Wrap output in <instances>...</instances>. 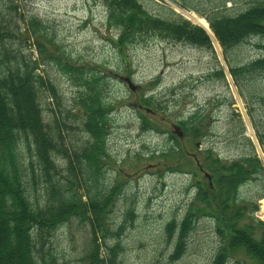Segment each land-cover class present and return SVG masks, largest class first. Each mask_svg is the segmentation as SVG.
Instances as JSON below:
<instances>
[{
  "label": "rangeland",
  "instance_id": "1",
  "mask_svg": "<svg viewBox=\"0 0 264 264\" xmlns=\"http://www.w3.org/2000/svg\"><path fill=\"white\" fill-rule=\"evenodd\" d=\"M143 1L152 11L160 12L150 0ZM154 1L172 6L195 23L198 21L190 12L203 14L184 3L210 13L216 9L235 13L254 2ZM14 3L16 7L9 11L15 19L21 14L38 15L46 21V31L58 43L57 46L47 43L48 50L43 53L35 44L31 49L41 73L58 87L64 106L74 105L78 88L50 54L73 56V61L100 69L107 76V94L112 103L107 137L110 154L103 167L102 182L108 187L120 186L106 213L112 227L125 223L119 237L116 234L106 237L108 243H114V237L121 243L119 264H215L220 244L237 229L244 228L259 240L264 238V225L259 221H264L262 197H259L264 191V172L239 183L232 194L221 190L215 201L214 193L220 188L218 176L227 170L214 169L209 159L218 155L219 166L239 159L249 152L246 136L253 142L264 167V144L259 137V132L264 135V74L250 78L241 87L229 69L222 44L210 24V28L203 26L213 50L157 35L124 44L120 41V29L108 22L103 0H15ZM21 23L24 30L25 23ZM26 37L34 41L27 31L16 38L26 42ZM26 51L29 53L28 49ZM262 54L264 35L261 34L249 37L230 52L237 64ZM219 65L224 68L225 79L217 73ZM129 80L135 88L130 86ZM148 95L153 96L150 104L145 100ZM41 101L46 119L52 120L57 106L47 88L42 91ZM196 111L203 115L198 135L185 130L180 122ZM240 119L245 136L235 134ZM81 135L78 131L73 133V142L77 143ZM199 141L208 160L200 153ZM196 155L202 156L210 173L201 171ZM58 162L59 169L65 170L64 175L68 174L65 161L59 159ZM202 190L207 192V197L197 201V216L186 251L172 260L174 242L168 239L167 223L173 218L181 220ZM42 193L40 190V197ZM256 200L259 206L253 212L252 204ZM225 205L231 207L226 218L220 212ZM129 208L135 211L132 217L127 214ZM238 213L241 214L238 216ZM90 239L89 220L73 218L61 225L53 242L66 264H88L83 256ZM225 262L260 264L261 260L241 247L230 250Z\"/></svg>",
  "mask_w": 264,
  "mask_h": 264
},
{
  "label": "trees",
  "instance_id": "2",
  "mask_svg": "<svg viewBox=\"0 0 264 264\" xmlns=\"http://www.w3.org/2000/svg\"><path fill=\"white\" fill-rule=\"evenodd\" d=\"M103 1L108 22L120 29V41L124 44L157 35L213 50L206 28L170 5L150 0L160 10L154 12L143 0ZM14 2L0 0V264H66L53 240L61 225L73 218L89 220L91 224V239L83 259L88 264H119L121 243L115 237L114 243H108L106 237L110 234L119 237L125 223L112 227L106 220V213L120 186L108 187L102 182L103 167L110 154L107 137L112 103L107 94V76L100 69L73 61V56L50 54L58 68L68 73L78 88L74 105L64 106L58 87L41 73L31 49L35 44L43 53L48 50L47 43H58L46 31V21L38 15L21 14L15 19L9 11L16 7ZM183 5L208 19L222 44L229 69L241 87L250 78L264 74V54L240 64L234 63L230 56L231 50L244 40L264 35V0H254L235 13L219 9L210 13L195 5ZM21 22L25 23L24 30ZM26 31L34 41L27 37L26 42L16 38ZM219 66L217 73L225 79L224 68ZM45 88L57 106L53 109L52 120L46 119L41 101ZM152 99V95L145 98L147 104ZM202 118V113L196 111L180 122L185 130L198 135ZM238 127L235 134L243 135L241 119ZM77 131L82 135L74 143L72 136ZM259 137L264 144L262 132ZM245 138L248 153L229 164H217L216 169L227 172L218 176L220 188L214 193L215 201L221 190L232 194L239 183L264 172L253 142ZM59 159L67 164L68 174L64 175L65 170L59 169ZM196 195L181 220L173 218L167 223L168 239L174 242L170 253L172 260L186 251L197 216V201L206 198L207 192L202 190ZM230 208L221 206L220 212L225 218ZM134 213L133 208L127 210L131 217ZM259 221L264 225L263 220ZM241 247L264 264V238L259 240L244 228L224 238L215 255V264H225L228 252Z\"/></svg>",
  "mask_w": 264,
  "mask_h": 264
},
{
  "label": "flooded vegetation",
  "instance_id": "3",
  "mask_svg": "<svg viewBox=\"0 0 264 264\" xmlns=\"http://www.w3.org/2000/svg\"><path fill=\"white\" fill-rule=\"evenodd\" d=\"M203 122V121H202ZM202 141H199L198 142V145L199 144H202L201 143ZM199 147H200V145H199ZM200 153L201 154H205L204 153V151H203V149H202V147H200ZM208 154H205V157H206V160H208V156H207ZM196 157V162H197V164L199 165V168L201 169V171H204L205 173H210V171L208 170V169H206L207 167H205V165H204V162L202 161V156H195ZM217 158H219V156L218 155H215L214 154V157H210L209 159H210V161H212V167L214 168V169H216L217 168ZM214 165V166H213ZM263 196H264V191H262V192H260L259 193V197H262L263 198ZM252 211L253 212H255L256 210H257V208H258V206H259V202L256 200V201H253V204H252ZM257 206V207H256ZM256 207V208H255Z\"/></svg>",
  "mask_w": 264,
  "mask_h": 264
},
{
  "label": "bare ground",
  "instance_id": "4",
  "mask_svg": "<svg viewBox=\"0 0 264 264\" xmlns=\"http://www.w3.org/2000/svg\"><path fill=\"white\" fill-rule=\"evenodd\" d=\"M191 13V17L195 20L198 21V23H202V25L206 26V27H209V22L208 20L204 17V16H199L197 15L195 12H190ZM189 16V15H188ZM192 20V19H191ZM210 28V27H209ZM208 28V29H209ZM261 202H262V211H264V197L261 198ZM261 206V205H260ZM260 211V213L262 212ZM264 214V213H263ZM260 215V214H259ZM261 216V215H260Z\"/></svg>",
  "mask_w": 264,
  "mask_h": 264
},
{
  "label": "water",
  "instance_id": "5",
  "mask_svg": "<svg viewBox=\"0 0 264 264\" xmlns=\"http://www.w3.org/2000/svg\"><path fill=\"white\" fill-rule=\"evenodd\" d=\"M129 84L132 88H135V85L133 84V82L131 80H129ZM179 133H181V130L178 131Z\"/></svg>",
  "mask_w": 264,
  "mask_h": 264
}]
</instances>
